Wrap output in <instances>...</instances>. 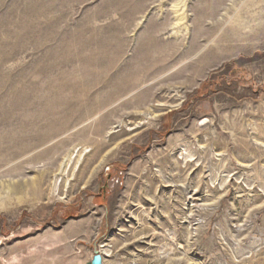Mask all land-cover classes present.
Here are the masks:
<instances>
[{"label":"rangeland","instance_id":"1","mask_svg":"<svg viewBox=\"0 0 264 264\" xmlns=\"http://www.w3.org/2000/svg\"><path fill=\"white\" fill-rule=\"evenodd\" d=\"M264 264V0H0V264Z\"/></svg>","mask_w":264,"mask_h":264},{"label":"water","instance_id":"2","mask_svg":"<svg viewBox=\"0 0 264 264\" xmlns=\"http://www.w3.org/2000/svg\"><path fill=\"white\" fill-rule=\"evenodd\" d=\"M86 264H104V257L101 253L96 252Z\"/></svg>","mask_w":264,"mask_h":264}]
</instances>
